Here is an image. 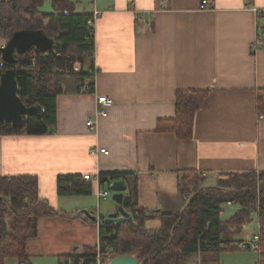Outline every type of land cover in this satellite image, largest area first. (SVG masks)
Wrapping results in <instances>:
<instances>
[{"label": "crops", "instance_id": "1", "mask_svg": "<svg viewBox=\"0 0 264 264\" xmlns=\"http://www.w3.org/2000/svg\"><path fill=\"white\" fill-rule=\"evenodd\" d=\"M69 1L76 14H100L95 92L58 95L54 135L0 137V177H38L40 199L64 214L39 220L27 246L30 264L81 254L99 245L98 220L121 219L119 206L106 203L112 198L98 196L114 183L102 185L103 174H136L140 208L173 215L184 207L180 171H197L204 187L223 174L264 171V113L257 104L264 48L255 47L264 0ZM180 91L208 93L191 140L157 132L159 121L175 119ZM99 97L114 103L107 117L97 115ZM70 175L93 177L84 181L91 195L59 196V176ZM84 211L97 218L98 238L87 239L86 220L93 221Z\"/></svg>", "mask_w": 264, "mask_h": 264}, {"label": "trees", "instance_id": "2", "mask_svg": "<svg viewBox=\"0 0 264 264\" xmlns=\"http://www.w3.org/2000/svg\"><path fill=\"white\" fill-rule=\"evenodd\" d=\"M46 1L51 2L52 13L42 11ZM91 17L76 14L69 0H0V46L6 45L15 33L26 30H44L55 39L53 49L47 53L35 47L23 55L15 52L13 64L0 56V85L2 76L13 71L18 97L26 107L39 106L44 111L41 118L26 117L21 128L0 120V137L54 135L58 95L95 92ZM259 21V29H264L261 13ZM207 95L205 91L178 92L175 119L159 121L157 132L173 133L180 140L193 139L195 117ZM257 104L259 113H264V91L259 93ZM178 180L183 210L165 215L140 208L136 174L101 175L102 185L125 183L130 198L125 211L131 218L122 219L120 224L106 223L107 219L102 218L99 245L87 246L81 254L63 256L60 264L69 259L73 264H96L98 251L103 255L136 257L139 264H220L222 253L241 250L243 244L249 243L242 234L253 222L254 214L260 223V264H264V171L223 174L214 187H204L197 171H180ZM91 193V185L79 176L58 178L59 196ZM230 205L239 209L225 220L224 207ZM58 215L64 214L40 199L38 177H0V264L7 259L30 264L27 246L39 234V220Z\"/></svg>", "mask_w": 264, "mask_h": 264}, {"label": "water", "instance_id": "3", "mask_svg": "<svg viewBox=\"0 0 264 264\" xmlns=\"http://www.w3.org/2000/svg\"><path fill=\"white\" fill-rule=\"evenodd\" d=\"M55 45V39L50 38L44 30H26L14 34L4 46H0V56L8 64L15 62V52L23 55L35 47L41 53L51 51ZM1 65V64H0ZM18 84L15 73L7 71L1 79L0 85V120L10 121L15 127L21 128L26 117L41 118L44 111L39 106L26 107L25 103L17 95ZM127 186L123 181H116L110 188L112 200L119 206L118 212L121 219L129 220L131 215L126 213L125 207L129 205L130 198L126 194ZM80 214L87 216L93 222L97 220L90 212ZM121 219H107L106 223L120 224ZM111 264H139L135 257L118 256Z\"/></svg>", "mask_w": 264, "mask_h": 264}, {"label": "rangeland", "instance_id": "4", "mask_svg": "<svg viewBox=\"0 0 264 264\" xmlns=\"http://www.w3.org/2000/svg\"><path fill=\"white\" fill-rule=\"evenodd\" d=\"M42 11L44 13H52V6L50 1H46L44 3V6L42 8ZM104 202V201H102ZM106 203H114L112 199H109ZM238 206H225L224 207V214L223 219H228L235 215L236 211L238 210ZM91 210H94V214L97 215L98 207L94 206ZM253 222L249 224L243 231V240H251L252 236L255 233H259L260 230V223L258 220V216L256 214L253 215ZM88 222L87 224V239L92 240L93 237L98 238V228H96V223L91 222L89 220H86ZM157 227V226H155ZM97 232V234H95ZM76 234V233H75ZM96 241L94 242V244ZM77 247V246H76ZM136 258V257H135ZM46 264H58V261L56 258H46L41 259ZM261 256L258 251L255 250H238L234 252H225L222 253L219 257L220 264H260ZM189 264V263H188Z\"/></svg>", "mask_w": 264, "mask_h": 264}, {"label": "built area", "instance_id": "5", "mask_svg": "<svg viewBox=\"0 0 264 264\" xmlns=\"http://www.w3.org/2000/svg\"><path fill=\"white\" fill-rule=\"evenodd\" d=\"M259 13L263 14V16H264V10L260 11ZM99 15L100 14L98 12H95L93 14V18L89 21V27H93V28H90V29L94 30L95 21L98 19ZM255 47L264 48V29L263 28L259 29V31H258ZM113 104L114 103L110 98L99 97L98 98V114L97 115L107 117L108 111L110 108H112ZM87 125H88V128L90 130H94L96 127V122H95V120L90 119L87 122ZM100 153L108 154V152L104 149L100 150ZM83 179H84V181H88V182H92L94 180L93 177H91L89 175L84 176ZM112 185H113V183H110L109 188L112 187ZM98 196L102 200L110 198L111 197L110 189H101L99 191ZM98 222L101 224V220H98ZM260 237H261L260 232L255 234L254 237L252 238L251 242L243 244L242 248L244 250L250 249V250L260 251V247H259ZM116 257L117 256H114L112 254L103 255L100 253V251H98L97 256H96V264H111L112 261L114 260V258H116ZM65 264H73V262L71 259H69V260L65 261Z\"/></svg>", "mask_w": 264, "mask_h": 264}]
</instances>
